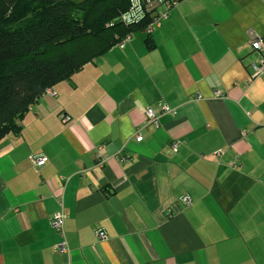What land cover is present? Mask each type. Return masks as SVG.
<instances>
[{
	"label": "crops",
	"instance_id": "1",
	"mask_svg": "<svg viewBox=\"0 0 264 264\" xmlns=\"http://www.w3.org/2000/svg\"><path fill=\"white\" fill-rule=\"evenodd\" d=\"M145 38L50 87L0 140V264H264V0H180Z\"/></svg>",
	"mask_w": 264,
	"mask_h": 264
},
{
	"label": "trees",
	"instance_id": "2",
	"mask_svg": "<svg viewBox=\"0 0 264 264\" xmlns=\"http://www.w3.org/2000/svg\"><path fill=\"white\" fill-rule=\"evenodd\" d=\"M133 1L0 0V140L18 131L17 120L46 88L134 32L153 45L145 29L152 16L134 20Z\"/></svg>",
	"mask_w": 264,
	"mask_h": 264
},
{
	"label": "built area",
	"instance_id": "3",
	"mask_svg": "<svg viewBox=\"0 0 264 264\" xmlns=\"http://www.w3.org/2000/svg\"><path fill=\"white\" fill-rule=\"evenodd\" d=\"M180 0H134L132 6L129 7V12L133 14L134 20L138 18V15H144V13H150L152 16V20L146 24L145 29L150 33L156 28L161 26V23L164 19L167 18L170 9L175 6ZM130 39L129 36L126 37L125 40H122L120 42L123 43L124 41ZM249 42L252 47V49L257 51H262L263 49V41L262 38L255 33L254 31H251L249 34ZM253 68V76L259 75L263 73L264 71V58H261L258 63L253 62L252 63ZM50 95H55L56 92L52 90L50 87L46 88L45 90ZM215 96H221L222 92L220 90H215L214 92ZM161 113H174V109L168 107L167 105L163 104L159 107ZM146 119L148 122H155L156 123V115L154 114V111L151 108H147L145 111ZM63 120H67V116L62 117ZM142 139L141 135L136 136V140L140 141ZM181 144L180 140H173L170 144V148L172 151H177ZM223 152V150L218 149L213 152L214 155H219ZM96 157L98 159V163L101 164L106 161L107 157L106 154L103 151V144L97 145V151H96ZM46 157L42 155H36L32 159V164L35 167H39L43 165L46 161ZM235 160V159H234ZM184 202H189V196L183 197ZM62 218L63 214L61 212H56L55 215L52 217L51 220V227L56 229L60 232V235L62 236ZM97 238H105V232L102 229H99L96 231ZM56 249L60 252L67 251V245L66 242L62 239L61 242H59L56 245Z\"/></svg>",
	"mask_w": 264,
	"mask_h": 264
},
{
	"label": "rangeland",
	"instance_id": "4",
	"mask_svg": "<svg viewBox=\"0 0 264 264\" xmlns=\"http://www.w3.org/2000/svg\"><path fill=\"white\" fill-rule=\"evenodd\" d=\"M75 1H78V0H75ZM98 58V57H97Z\"/></svg>",
	"mask_w": 264,
	"mask_h": 264
}]
</instances>
